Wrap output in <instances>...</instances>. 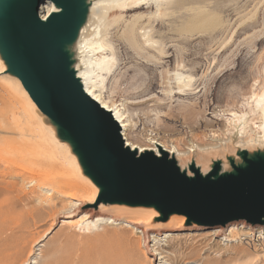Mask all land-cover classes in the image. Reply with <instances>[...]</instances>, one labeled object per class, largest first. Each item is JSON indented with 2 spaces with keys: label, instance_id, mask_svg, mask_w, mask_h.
<instances>
[{
  "label": "rangeland",
  "instance_id": "rangeland-1",
  "mask_svg": "<svg viewBox=\"0 0 264 264\" xmlns=\"http://www.w3.org/2000/svg\"><path fill=\"white\" fill-rule=\"evenodd\" d=\"M203 1L210 14L198 16L192 23V3L185 0H175L176 4L161 18L141 21L153 39L163 44L168 58L148 47L136 49L127 41V32L123 31L127 14H123L124 22L122 18L108 31L115 62L104 81L105 91L128 109L135 124L131 138L136 141H142V134L152 129L160 135L165 132L166 138H173L182 148L193 138L202 143L210 141L212 132L221 135L217 128L223 120L222 112L244 108L251 89L255 86L257 90L263 84L264 0H194L193 6L203 5ZM176 73L193 77L183 95L173 94ZM1 111L6 113L4 108ZM204 119L211 126L205 127ZM23 156L20 152L21 167L29 165L23 162ZM1 160L0 186L6 189L0 191V206L8 207L7 214L1 216L15 232L18 253L26 256L31 251L27 264H232L246 256H257L255 264H264L263 251L243 245H219V237L213 240V235L202 227L157 228L159 235L154 232L153 239V231L144 236L143 225L115 218L114 223L100 224L87 232L81 225L66 222L80 210L65 214L71 210L68 203H38L37 199L54 196L49 195L45 180L39 182L15 167L17 164ZM165 233L183 236L164 237Z\"/></svg>",
  "mask_w": 264,
  "mask_h": 264
},
{
  "label": "bare ground",
  "instance_id": "bare-ground-1",
  "mask_svg": "<svg viewBox=\"0 0 264 264\" xmlns=\"http://www.w3.org/2000/svg\"><path fill=\"white\" fill-rule=\"evenodd\" d=\"M7 1L0 0V8ZM10 1L12 2V0ZM185 1L192 3V7L189 5L191 11L189 23H192L198 16H209L210 13H206L205 10L207 2L203 1V5L196 7L193 6L194 0ZM175 4V0H81L78 5L79 14L76 29L71 39L62 45L69 60V69L79 80L83 91L112 114L121 128L125 146L136 151L137 154L150 151L156 156H161L163 150L189 177L194 176L190 170L191 166L204 176L210 172L215 162L219 163L217 174L235 173L234 167L246 166L244 156L252 159L256 154H264V79L263 84L257 89L258 91L255 86L251 89V95L247 98L244 108L228 109L222 112L223 118L221 119L223 120L221 126L217 128L221 135H219L220 133L215 134L218 131L212 132L211 140L205 143L195 141L194 136L191 135L193 140L186 145V148L180 147L173 138H166L165 132L163 135L156 132L157 130L154 132L152 127V130L149 129V133L142 134V141H136L135 137L132 139L131 134L135 124L131 114L123 103H116L109 95L110 93L105 91L104 81L115 62L114 50L107 39L110 27L121 22L123 14H127L126 24L123 25L125 27L123 31L127 32L125 35H128H126L127 41L131 42L136 49L148 47L168 58L170 56L165 55L163 44L161 45L158 40L153 39L150 31H147L144 21L149 23L151 20L167 14L169 12L167 9ZM63 7L62 0H46L40 6V17L42 20H46L50 14L63 11ZM124 20L123 18V22ZM142 20L145 24L141 22ZM171 41L173 40L171 39ZM150 56L155 57L152 54ZM157 62L159 61H156V64ZM192 80L191 75L176 73L173 78L175 84L173 94L183 95L190 88ZM0 94V107L4 108L6 112L3 113L0 108L2 112L0 113V154L3 155L0 158L1 161L10 165L17 164L18 166L15 165V167H20L39 182L46 181L51 191L49 195L54 196L37 199L38 203H50L56 200L62 204L68 203L71 210L69 209L70 211L65 214H73L72 212L80 210V214L66 222L72 223L74 226L81 225L89 232L98 228L100 224L112 223L115 218H119L134 226L141 227L140 225H143L146 238L149 236V232L153 231L150 233V237L153 239L156 238L154 232L159 235L156 231L157 228L178 230L183 226L203 227L199 223L189 220L187 216L177 213H170L165 220H160L162 218L161 211L154 204L99 201L98 198L104 191V186L89 170L83 153L71 134L42 112L32 100L15 72L14 62L1 40ZM8 103L9 109L7 108ZM193 112L195 113L194 110ZM209 126H211L210 122L205 120V127ZM20 152L24 155L23 162L27 161L28 166L21 167ZM19 184L17 185L20 186ZM3 189H6L5 186H0V191ZM2 206H0V217H2L1 215L4 217L8 209V207H3V209ZM3 217L0 220V264H27V257L32 254L31 251L26 256L24 253H18L15 232L5 224ZM233 224L232 222L228 225ZM8 230L9 232L6 233ZM206 230L210 232V235H213V240H215V237L222 232V227ZM231 232L233 233V231ZM45 233L44 237L48 236L50 232ZM169 233H165L164 237L180 238L183 236L182 234ZM226 246L229 244L227 243ZM157 254L159 255L161 252L159 251ZM163 257L160 255L159 259L163 260ZM258 259L257 256H246L232 264H255Z\"/></svg>",
  "mask_w": 264,
  "mask_h": 264
},
{
  "label": "water",
  "instance_id": "water-1",
  "mask_svg": "<svg viewBox=\"0 0 264 264\" xmlns=\"http://www.w3.org/2000/svg\"><path fill=\"white\" fill-rule=\"evenodd\" d=\"M45 0H8L0 8V40L32 100L75 139L96 180L99 201L154 204L165 220L182 214L203 229L245 221L264 226V154L246 158L235 173L202 176L181 171L167 152L137 154L125 146L112 114L83 91L62 45L73 36L81 0H62L63 11L42 20Z\"/></svg>",
  "mask_w": 264,
  "mask_h": 264
},
{
  "label": "built area",
  "instance_id": "built-area-1",
  "mask_svg": "<svg viewBox=\"0 0 264 264\" xmlns=\"http://www.w3.org/2000/svg\"><path fill=\"white\" fill-rule=\"evenodd\" d=\"M233 231V233L231 232ZM219 245H243L264 252V226H254L245 221L236 222L231 226L222 227V232L216 236ZM215 237V238H216Z\"/></svg>",
  "mask_w": 264,
  "mask_h": 264
}]
</instances>
